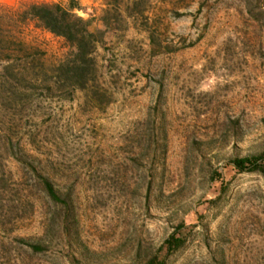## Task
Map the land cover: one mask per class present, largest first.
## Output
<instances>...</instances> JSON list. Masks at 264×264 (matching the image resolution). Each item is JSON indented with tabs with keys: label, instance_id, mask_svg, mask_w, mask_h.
Wrapping results in <instances>:
<instances>
[{
	"label": "rangeland",
	"instance_id": "1",
	"mask_svg": "<svg viewBox=\"0 0 264 264\" xmlns=\"http://www.w3.org/2000/svg\"><path fill=\"white\" fill-rule=\"evenodd\" d=\"M41 1L78 5L91 29L110 10L83 88L57 68L61 38L6 18ZM125 1L119 16L104 0H0L17 40L0 60V173L15 182L0 264H264V172L230 163L264 149V0Z\"/></svg>",
	"mask_w": 264,
	"mask_h": 264
},
{
	"label": "trees",
	"instance_id": "2",
	"mask_svg": "<svg viewBox=\"0 0 264 264\" xmlns=\"http://www.w3.org/2000/svg\"><path fill=\"white\" fill-rule=\"evenodd\" d=\"M111 3L114 4L113 9L119 16L122 10L128 6V2L125 0H104V4ZM75 9L80 10L81 7L72 5L69 2L61 4L53 1H41L23 3L13 13L5 14L7 20H9L8 22L14 23L15 26L31 21L35 27H39L53 36L61 38L69 50V57L67 62H64L63 65L59 64L57 68L63 71L67 81L73 87L83 88L87 85L89 78L93 76L92 74L95 73V59L93 54L96 46L103 43L105 32L110 29L108 17L110 10L103 9L102 14L98 18L102 28L91 29L90 19L77 15L74 12ZM16 41L14 36L10 37L7 35L5 37L3 34L0 35V60H6V53H3L4 55L2 54V52H5L2 50L4 44L8 45L10 42L16 43ZM36 61L38 62L37 59ZM230 163L237 171L247 170L262 173L264 172V149L254 155L234 157L230 160ZM9 179L12 185H15L11 177L7 178V181ZM40 179L41 190L44 196L53 202H62L52 183L45 177L41 176ZM7 181L0 173V196L1 191L6 190ZM10 195V199L14 203L17 205L22 204L21 208L29 205L28 200H24V198L21 200L22 194L19 192L17 184L10 190ZM183 243L184 238L175 230L163 239L160 248L164 249L165 255H169L180 248ZM30 247L36 248L35 245H31ZM155 260L156 258L151 257L144 264H154ZM163 262L164 257L159 259L157 264H163Z\"/></svg>",
	"mask_w": 264,
	"mask_h": 264
}]
</instances>
